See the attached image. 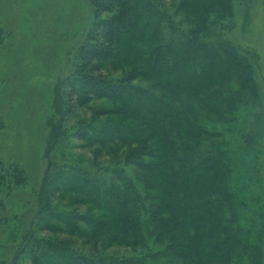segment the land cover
<instances>
[{
    "label": "trees",
    "instance_id": "1",
    "mask_svg": "<svg viewBox=\"0 0 264 264\" xmlns=\"http://www.w3.org/2000/svg\"><path fill=\"white\" fill-rule=\"evenodd\" d=\"M89 3L93 20L75 69L55 87L57 121L49 133L35 217L39 232L48 235L26 236L21 255L29 259L28 264H147L157 258L172 264H230L234 257L240 260L239 251L246 250L244 239L233 225L234 211L225 216V207L233 200L225 185L223 154L203 150L198 141L218 134L198 123L194 108L199 103L221 117L224 103L232 107L240 90L248 94L254 90L255 56L250 55L252 62L247 52L227 48L220 35L227 26L223 21L233 14L232 0H182L176 12L193 16L188 15L189 27L174 18L166 0ZM110 63L129 70L111 77L106 72ZM138 79L148 80L150 86L137 84ZM231 82L239 91L232 92ZM60 86L68 89L64 95L58 93ZM223 91L232 97H224ZM94 101L111 107L101 110L95 122L65 125L75 106L88 108ZM71 138L84 147H96L100 155L125 153L109 167L56 162L51 156L57 143ZM129 165L140 172V183L126 174ZM210 171L214 181L201 184ZM49 193L66 196L72 209L51 210ZM81 238L94 250L106 239L108 246H130L132 253L87 255L72 248L74 239ZM258 248L253 246L252 251L258 254ZM260 262L256 258L255 263Z\"/></svg>",
    "mask_w": 264,
    "mask_h": 264
},
{
    "label": "rangeland",
    "instance_id": "2",
    "mask_svg": "<svg viewBox=\"0 0 264 264\" xmlns=\"http://www.w3.org/2000/svg\"><path fill=\"white\" fill-rule=\"evenodd\" d=\"M181 2L166 0L167 8L176 20H182L183 27H189L188 15L190 19L193 16L184 15V10L176 12ZM232 8L233 14L227 17L228 22L223 21L227 26L220 30V35L227 48L255 56L256 62L250 56L254 62L255 87L249 94L240 90L242 93L236 94L232 107L224 103L221 117L195 104L198 123L218 134L198 141L203 150L221 152L227 168L225 185L233 205H226L225 216H229L231 209L234 211L233 225H237L246 249L239 251L240 260L233 256L230 264H264V0H232ZM92 20L89 0H0V264H28L29 259L20 253L25 237L48 235L39 232L40 223L35 217L47 165L49 133L57 121L53 107L55 87L75 69L78 50ZM108 67L106 72L111 77L129 70L119 63H110ZM136 83L150 86L146 79H138ZM230 85L233 93L239 91L236 83ZM67 90L60 86L58 93L64 95ZM222 93L226 98L232 97L226 91ZM110 107L104 101L91 102L88 108L75 106L65 125L70 128L79 121L95 122L100 111ZM68 143L63 140L57 143L58 148L51 156L56 162L80 163L87 168L109 167L125 153L120 150L117 156L111 151L100 155L96 147H84L74 138ZM63 151L66 159L62 157ZM126 174L140 183V172L134 165L126 167ZM21 177L23 180L19 182ZM203 178L201 184L212 183L213 171ZM49 197L51 210L72 209L66 196L49 193ZM74 241L72 248L77 247L87 255L132 253L130 246H108L106 239L96 250L84 238ZM253 246L259 247L258 254L252 251ZM259 257L261 262L255 263ZM147 264L172 263L157 258Z\"/></svg>",
    "mask_w": 264,
    "mask_h": 264
}]
</instances>
